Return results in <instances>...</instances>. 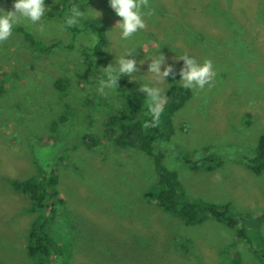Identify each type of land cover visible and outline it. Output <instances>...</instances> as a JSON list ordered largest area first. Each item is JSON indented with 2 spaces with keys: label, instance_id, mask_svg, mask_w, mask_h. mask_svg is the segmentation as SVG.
I'll return each mask as SVG.
<instances>
[{
  "label": "rangeland",
  "instance_id": "1",
  "mask_svg": "<svg viewBox=\"0 0 264 264\" xmlns=\"http://www.w3.org/2000/svg\"><path fill=\"white\" fill-rule=\"evenodd\" d=\"M11 3L0 0V8L10 10ZM47 4L43 32L35 25L15 28L30 29L44 44L58 46L38 54L15 29L0 42V264H38L26 249L28 232L52 213L26 212L31 200L10 182L61 178L63 169L75 181L56 186L60 201L49 227L57 235V253L48 242L43 264H264V171L256 175L247 165L264 135V0H147L154 15L128 40L119 39L114 26L121 18L107 0H90L84 11L100 15L81 18L83 30L72 43L59 19L64 0ZM218 11H229L237 28ZM88 20L104 29L106 42L100 55L85 62L83 50L95 40L85 28ZM192 27L206 34L205 48L187 38ZM126 48L135 49L133 58L143 61L138 73L126 76L138 95L135 102L143 106L148 98L140 84L153 82L146 72L150 56L162 53L177 72L185 54L212 61L211 87L190 90L183 108L160 116L163 160L179 184L181 201L229 204L231 216L243 215L241 224L212 217L190 224L160 208L147 194L159 180L154 159L117 146L107 134L104 115L122 110L130 121L137 118L130 101L114 90L105 95L98 86L79 87L86 66L102 75L100 68ZM175 80L159 85L164 95L178 75ZM88 93L92 106L85 119L76 98ZM208 157L215 159L213 170H206ZM196 161L199 168L193 169Z\"/></svg>",
  "mask_w": 264,
  "mask_h": 264
},
{
  "label": "trees",
  "instance_id": "2",
  "mask_svg": "<svg viewBox=\"0 0 264 264\" xmlns=\"http://www.w3.org/2000/svg\"><path fill=\"white\" fill-rule=\"evenodd\" d=\"M51 0H45V3H49ZM87 1L90 0H64L63 7L59 11V19L65 23V18L68 14L69 8L75 4L80 7L82 11L85 10V5ZM57 12V11H56ZM218 17H222L226 20L227 24L232 27L235 22L233 15L229 11H218ZM80 20L78 23L68 26L66 32L71 38V43L77 39L79 34L82 32L83 28L80 27ZM85 28L91 30V37H94V45L86 46L83 50V59L86 62L88 58H91L97 54H101L100 45L106 42L105 31L98 24L97 21L88 20L84 21ZM237 28L236 26H233ZM19 33H21L25 39L26 44L30 46H35V51L38 54H43L47 50H50L56 46L58 43H52L51 45L44 44L42 41L38 40L36 35L32 33L29 29L26 30L23 27L15 28ZM191 34L187 36L192 42L201 43L205 48L203 42L207 39V36L204 32L196 30L192 27ZM240 32V31H239ZM93 39V38H92ZM206 43V41L204 42ZM71 47V44L68 45ZM28 47V48H29ZM165 47V43H160V50ZM95 73L92 70V66H86L84 70V85L79 87L80 89L87 88H96L98 86L99 78H102L100 74ZM93 74V75H92ZM120 81L118 82L119 86L114 89L115 93L122 95L124 98L130 101V112L133 117L137 118L133 120L127 119V115L124 111H115L111 115H104L105 125L107 126V134L110 138L114 139L115 144L121 148L132 147L134 149L140 150L154 159L155 168L159 175V180L154 191H150L148 194L149 198L155 200L160 208L165 211L171 212L175 215H178L182 218H185L188 223L194 224L201 219L207 217H212L214 219H219L222 221L228 222L232 226H237L243 222V215L239 214L238 216H231L229 204L217 206L213 204H206L201 202H191L181 201V195L179 194V184L175 179L173 172H171L164 165L165 154L162 151L161 142L164 140L165 133L162 124L157 123L155 127L151 126L147 122L151 120V116L148 114L147 105L143 106V101L135 102L138 98V95L130 90L133 89V81L126 76H121ZM64 87V86H62ZM60 85V88H62ZM2 89L0 88V91ZM192 91L182 88L178 83H173L171 87L166 91V103L164 106V111L161 113L162 116L171 115L174 112L179 111L191 98ZM67 107H69L70 112L73 111V108H70V104L63 99ZM90 93L85 96L83 99L81 97L76 98V103L79 105L80 117L87 119L86 110L87 107L91 105ZM96 109H100V104L95 105ZM123 121L122 123H119ZM83 142L86 140L83 138ZM64 157V156H63ZM62 159V157L60 158ZM208 166L206 170H213L214 167L211 166V162L215 161L211 157L206 159ZM67 165V164H65ZM247 165L256 175H261L264 171V135L259 139L258 147L254 156H252L248 161ZM199 168V161L194 162L193 169ZM64 173L61 174V178H57L52 175L47 177L43 176L41 181L36 182L35 180H12L10 184L13 189L26 195L31 200V207L26 212L38 213L43 212L42 210H50L52 213L49 218L38 223L36 221L31 230L28 232V239L26 241L28 249V255L36 259L38 264L44 263V257L47 254L48 245L52 243L53 252L57 253L56 243L58 242L57 235H54L52 230L49 227V224L52 222V215L56 212V206L60 200L55 198L59 195L57 192L58 189L56 186L59 183H64L65 179L74 180V178H66L69 175L70 170L63 169ZM60 175V176H61ZM64 178V179H63ZM10 181V180H9ZM57 214V213H56ZM60 217V215H59ZM51 221V222H50ZM65 222V221H64ZM63 224V222H62ZM39 225V226H38ZM65 226V224H63ZM240 232H242L240 230ZM25 247V246H24Z\"/></svg>",
  "mask_w": 264,
  "mask_h": 264
},
{
  "label": "clouds",
  "instance_id": "3",
  "mask_svg": "<svg viewBox=\"0 0 264 264\" xmlns=\"http://www.w3.org/2000/svg\"><path fill=\"white\" fill-rule=\"evenodd\" d=\"M109 8L113 11L117 20L114 28L119 29V39L128 40L130 37L137 35L146 28V20L154 15L147 0H107ZM50 10V5L45 0H12L11 9L4 10L0 8V42L7 41L12 35L13 30L20 24L35 25L38 30L44 31L43 18ZM100 15L98 11L90 8V12H85L78 5L73 4L65 18V23L72 26L81 18L91 17L97 20ZM135 49H125L122 54L115 56V62L103 70L102 78L98 80V88L102 94L107 95L105 90H114L121 80V76H132L140 71L137 66L138 62L133 57ZM147 66V73L152 74V84H140L139 91L144 93L148 98L147 111L151 116V120L147 123L155 127L160 120L161 113L164 111L166 97L164 90L159 85L171 80H175L179 76L177 82L182 88L188 90H203L205 86L211 87V83L216 76L211 60L205 59L202 62L195 57L187 54L181 56L179 60H183V66L177 71L173 70L172 65L165 62V56L157 52L150 56ZM163 65V70L162 66ZM167 78V79H166Z\"/></svg>",
  "mask_w": 264,
  "mask_h": 264
}]
</instances>
